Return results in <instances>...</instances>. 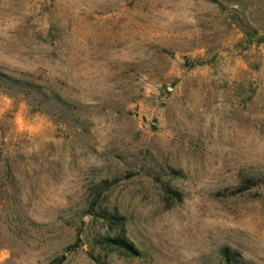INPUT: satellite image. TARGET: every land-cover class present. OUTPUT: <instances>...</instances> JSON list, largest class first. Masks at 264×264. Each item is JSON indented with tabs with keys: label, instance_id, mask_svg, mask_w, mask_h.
Segmentation results:
<instances>
[{
	"label": "rangeland",
	"instance_id": "rangeland-1",
	"mask_svg": "<svg viewBox=\"0 0 264 264\" xmlns=\"http://www.w3.org/2000/svg\"><path fill=\"white\" fill-rule=\"evenodd\" d=\"M216 1L0 0V68L78 119L0 89V264H264V0Z\"/></svg>",
	"mask_w": 264,
	"mask_h": 264
},
{
	"label": "trees",
	"instance_id": "trees-1",
	"mask_svg": "<svg viewBox=\"0 0 264 264\" xmlns=\"http://www.w3.org/2000/svg\"><path fill=\"white\" fill-rule=\"evenodd\" d=\"M215 1L216 0H211ZM0 89L7 93L18 94L26 102L28 106H31L33 111H41L50 114L53 117L63 118L64 121L75 120L74 116L77 106L69 99L63 97L58 91L52 88L50 85L43 83L38 77H34L33 74L28 72H18L13 74L4 71L0 68ZM7 167L5 164L0 166V173L3 178L7 176ZM109 179H101L91 185L90 195L95 199L107 186L110 185ZM164 189L167 195L171 199L179 200L181 198L180 193L170 186L164 185ZM2 189L0 187V194ZM90 205V204H89ZM91 206V207H90ZM84 214H91L103 218L105 221H115L120 218L117 211H109L105 208H100L97 211L90 205ZM78 240V235L76 234ZM101 245L117 248L122 251L136 252V248L133 243L129 241L121 232L115 234H102L100 237H95ZM74 240L66 245V249H72L78 244V241ZM222 263L221 264H247L241 256L235 251L229 250L226 246L221 247ZM64 254H60L55 257L54 261H61ZM49 264V263H48ZM218 264V263H212Z\"/></svg>",
	"mask_w": 264,
	"mask_h": 264
}]
</instances>
